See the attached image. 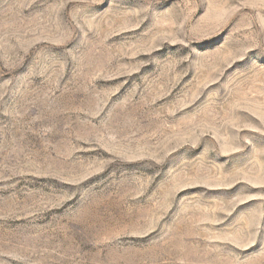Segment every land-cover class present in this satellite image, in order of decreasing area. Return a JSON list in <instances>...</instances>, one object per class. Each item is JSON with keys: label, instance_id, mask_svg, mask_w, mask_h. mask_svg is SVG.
I'll list each match as a JSON object with an SVG mask.
<instances>
[{"label": "rangeland", "instance_id": "1", "mask_svg": "<svg viewBox=\"0 0 264 264\" xmlns=\"http://www.w3.org/2000/svg\"><path fill=\"white\" fill-rule=\"evenodd\" d=\"M0 264H264V0H0Z\"/></svg>", "mask_w": 264, "mask_h": 264}]
</instances>
